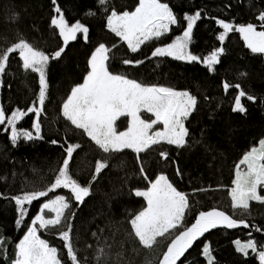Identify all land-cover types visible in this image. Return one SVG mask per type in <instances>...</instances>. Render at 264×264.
I'll return each instance as SVG.
<instances>
[{
    "label": "trees",
    "instance_id": "1",
    "mask_svg": "<svg viewBox=\"0 0 264 264\" xmlns=\"http://www.w3.org/2000/svg\"><path fill=\"white\" fill-rule=\"evenodd\" d=\"M58 1L66 12L65 19L69 25L79 21L88 28L87 39L83 33H78L77 38L69 40L66 46L59 42L58 31L51 25V18L55 15L52 0H0V4L9 6L25 24L43 26V32L32 39L40 43L37 49L50 56L61 47L65 49L60 58L50 59L46 68L48 89L44 112L40 117L43 138L31 141L21 138L13 145L9 130L0 125V239L3 241V247L0 248V264H12L24 225L32 220L42 201L47 198L41 197L31 204L24 205L27 213L20 226H17L19 214L11 197L22 195L25 191L44 190L48 187L54 181L55 171L66 156L67 143L80 145L70 161L69 174L72 177V174H76L79 179L73 178L83 186L91 180L95 162L106 156L83 134L70 131L58 110L60 97L72 82H80L84 78L91 51L101 43L112 47L108 66L116 74L126 75L144 84L152 81L155 84L186 88L192 93L197 88L205 89L208 95L214 97V100L209 101V108L196 114V119L202 121L200 125L197 123L201 129L196 128L197 133L201 132L200 137L195 138L192 135L183 147L174 145V158L182 170L180 175L168 166L171 157L169 154L172 152L162 145L158 149L155 146L150 151L151 157L156 160L151 170L146 173L151 176L157 171L166 172L178 191L188 193L192 199L193 209L187 212L183 227H190L200 212L215 208L237 220L243 219L249 225L248 228H242L245 231L249 229L259 233L256 227L263 222L252 220L253 217L249 213L241 215L239 210L234 212L231 208L229 189L232 187L233 165L241 159L245 150L256 146L264 136V81L254 80L255 77L251 79L252 72L249 70H254V73L260 76L264 75V60L252 53L243 43L241 51L238 49L236 52L232 47L229 53L221 54L219 62L213 66L211 72L200 61L177 60L171 56L152 57L151 52L156 47L172 42L179 30L177 27L159 39L146 42L136 53H132L126 43L108 31L105 17L108 8L121 7L124 2H128V10H131L135 0H116L115 5H106V8L97 0ZM168 1L172 2V10L177 14L180 25L186 26L183 17L185 14H191L185 11L183 0L179 3H175V0ZM213 1L192 0L189 6H198L203 13H207L213 8ZM250 1L255 7L260 4L262 7L264 2ZM161 2L167 3V0ZM216 4L230 9V14L235 17H242L244 20L251 18L250 6H246L242 0H217ZM81 15L84 17L80 21ZM215 30L214 22L204 18L202 14L193 27L189 52L202 60L215 50ZM29 31L35 32L36 29L30 28ZM19 38L25 40L23 35ZM228 43L226 42V50ZM125 59L143 62L126 65L122 62ZM0 81V103L6 114H11L16 109L26 110L36 100L39 90L38 75L25 71L16 54H10L6 70L0 74ZM225 82L231 85L227 92L223 87ZM241 84L250 85L253 89L250 94L255 98L252 103H248L245 113L233 110L228 113L225 110V115L218 120L206 112L213 106L216 111L221 105V99H228L232 88ZM230 113L231 120L227 118ZM34 118V113L28 114L17 123V128L31 131ZM161 151L168 153L167 159L160 157ZM133 164L131 155L126 151L107 156L108 166L91 184V194L79 206L75 205L72 242L77 254L84 256L91 264H97L94 257L99 247H103L107 253L106 262L145 264L154 253L152 264H157L162 258V253L166 251L167 244L179 231L174 232L164 246L154 250L143 249L130 234L129 220L143 205L140 204L132 212L126 210L128 199L124 194L128 193L126 188L131 177L135 175ZM241 227L226 228L227 231L222 230L225 228L222 226L210 229L193 242L192 247L177 264H185L189 260L206 264L201 250L206 243L212 246L214 264H255L257 254L252 255L250 259H242L233 251L231 239L238 235L237 229ZM225 231L228 233L225 234ZM41 236L45 237L44 233ZM106 262L101 261L100 264Z\"/></svg>",
    "mask_w": 264,
    "mask_h": 264
},
{
    "label": "snow or ice",
    "instance_id": "2",
    "mask_svg": "<svg viewBox=\"0 0 264 264\" xmlns=\"http://www.w3.org/2000/svg\"><path fill=\"white\" fill-rule=\"evenodd\" d=\"M107 2L108 0H98L101 6L106 5ZM52 3L56 5V0H52ZM54 11L58 15L52 16L51 25L59 30L65 46L69 40H75L78 33H83L87 39L88 28L85 25L79 21L69 25L58 6ZM106 19L108 30L126 43L132 53H136L146 42L166 35L170 31V26L178 24L177 16L169 5L161 0H139L133 11L117 12L113 8ZM183 19L186 21V27L182 35L176 36L171 43L165 46L156 47L151 52V56H171L174 59L189 62L200 61L210 72L213 71V66L219 62L224 49L216 48L202 60L191 54L188 47L192 40L193 27L201 19V12L197 11L193 15L185 14ZM257 19L264 22V11L259 13ZM216 23L223 29L217 37L221 43L229 32L235 31L240 33L245 45L252 53L264 54V30L257 31L251 23L246 26L234 25L221 19H216ZM260 27L264 28V23ZM64 50V47H61L50 56L23 38H19L0 51V74L5 72L10 54L18 53L23 69L39 75L36 100L26 110L16 109L11 114H6L5 110L0 107V125L10 128V140L13 145L21 138L27 141L43 138L40 117L44 112L43 106L48 89L46 68L49 60L60 58ZM110 52L111 49L102 43L96 47L88 60L89 70L83 82L72 87L70 94L63 101L61 112L66 121L75 129L81 130L83 135L107 155L95 162L91 180L86 186H82L69 174L70 161L80 145L66 142V156L63 157L58 170L55 171L54 182H51L44 190L25 191L22 195L11 197L15 201L19 214L16 224L20 226L27 213L24 205L31 204L38 198L47 197L56 189L63 188L70 192L69 197L57 195L54 199H48L41 204L38 214L31 220L25 235L16 245L13 264H64L58 249L50 246L37 234L38 230L50 229L58 230V238L63 241V249L66 250L70 264H82L70 235L71 221L75 214L71 212L72 205L69 201L74 199L79 206L91 194V184L108 166L107 156L130 149L136 153L139 162L140 153L162 142L177 147H183L187 143L188 130L184 122L194 111L196 98L187 91H177L162 86H146L129 79L126 75L112 73L107 64ZM122 62L127 65L139 64L143 61L125 59ZM223 87L227 91L231 85L225 82ZM245 96L246 93L240 90L234 97L233 111H245L241 102L242 97ZM247 99L254 100L255 98L248 95ZM144 112L150 113L154 119L142 118ZM30 113L35 114L32 130L18 129L17 123ZM121 117L128 118L127 129L117 131L116 124ZM159 124H162L163 128L154 130V125ZM52 143H57V141H52ZM159 155L162 159L168 157L166 151H161ZM242 166L245 167L242 169ZM140 173L144 174L143 167ZM177 174L180 175L179 170ZM144 178L148 179L147 176ZM232 185L233 187L229 189V196L234 212L237 210L241 214L247 212L250 201L264 203V196L258 193V188H264V139L259 141L258 147H253L247 152L236 165ZM134 195L143 197L146 202V206L129 220L130 234L143 249L153 250L162 238L179 230L167 244L166 251L162 253V258L157 261V264H177V261L192 247L193 242L210 229L221 226L229 229L249 227L243 219L237 220L215 208L211 211L200 212L190 227H183L184 218L190 207L188 197L185 193L178 191L163 174L156 176L154 181H150V186L146 190H134ZM65 227L66 230H64ZM256 230L260 231V229ZM234 243L238 252L247 254L251 249L252 252L257 253L260 264H264V248L258 250L254 240L249 239L247 242L237 240ZM2 247L3 241L0 239V248ZM203 255L207 259V264H214V258L207 243L203 247ZM107 258L104 248H97L94 257L97 264L101 261L106 262ZM146 264H152L151 260H147Z\"/></svg>",
    "mask_w": 264,
    "mask_h": 264
},
{
    "label": "rangeland",
    "instance_id": "3",
    "mask_svg": "<svg viewBox=\"0 0 264 264\" xmlns=\"http://www.w3.org/2000/svg\"><path fill=\"white\" fill-rule=\"evenodd\" d=\"M98 1V0H97ZM109 1H111V0H108V2ZM181 0H175V3H179ZM216 1L217 0H214L213 1V8H212V10L211 11H209V12H207V13H203L202 11H201V9L197 6V7H193V8H190V3L192 2V0H183V4H184V6H185V11L186 12H188L189 14H191V15H193V14H195V12H197V11H200L201 12V16H202V14H203V17L204 18H206V19H208V20H211V21H213L214 22V25L216 26V30H215V35H214V42H215V45H216V48H219V47H222L223 49H224V51H223V53L222 54H225L226 52L227 53H229L230 51H231V48L232 47H234L235 48V50L234 51H236V50H238L239 49V51H241V43H243L244 45H245V42L243 41V39L241 38V35H240V33H238V32H235V31H231V32H229V34L226 36V38H225V40L223 41V43H221L218 39H217V37L219 36V34H220V32H222L223 31V29L216 23V19H221V20H224L225 22H228V23H232V24H234V25H247V24H249V23H251V24H253L255 27H256V29H257V31H261V30H264V28H261L260 27V25L262 24V23H264V22H261L260 20H258L257 19V17H258V15H259V13L260 12H262V11H264V8H263V6H264V2H263V5H262V7H261V4L260 5H258L257 7H255V6H252L251 5V1L250 0H242V2L243 3H246V6H250V11L252 12V14H251V18H250V20H244L242 17H235L234 15H232V14H230V9H228V8H225V7H223V6H218L217 4H216ZM246 1V2H245ZM107 2V4L106 5H115L116 4V2H114V1H111L110 3H108ZM130 2H131V0H130ZM164 3V2H163ZM137 0H135L134 1V3H133V5H132V7H131V10H128L129 9V4H128V2H124V3H122L121 4V7H118V8H114L117 12H123V11H125V10H128V11H133L134 9H135V7L137 6ZM167 4L169 5V7L172 9V2L171 1H168L167 0ZM106 5H104L105 6V8L107 7ZM232 5H234V4H232ZM244 5V4H243ZM59 7L60 9H61V11H62V13L64 14V17H65V15H66V12H65V10L62 8V6L60 5V3H59V1L58 0H56V5H54V9H55V7ZM111 10L112 9H110V8H108L107 9V11H108V13H107V15H106V17H105V22H106V28H107V16L110 14V12H111ZM173 11V10H172ZM174 12V11H173ZM175 13V12H174ZM55 15H58L56 12L54 13ZM83 17H84V15H81V16H79V19H80V21L81 20H83ZM179 28V30H178V32L175 34V36H174V39H175V37L176 36H178V35H182V33H183V29L186 27V26H181L180 25V23H179V19H178V24L175 26V25H173V26H170V31L168 32V33H170L171 32V30H172V28ZM30 28H34V29H36V31L35 32H31V31H29V29ZM108 29V28H107ZM57 31H58V35H59V30L57 29ZM109 31V30H108ZM43 32V26H41V25H33V24H30V25H27V24H25L24 23V20H22V19H19V16L18 15H16V14H14L13 13V11L11 10V8L9 7V6H7V5H2V4H0V51H2L4 48H6L7 46H9L11 43H13V42H16L17 41V39H18V37L19 36H21V35H23L24 37H25V41H27V42H29V43H31V44H33V46L34 47H37V46H39V42H38V40L35 42V41H33L32 39L33 38H36L38 35H40L41 33ZM110 32V31H109ZM111 34H113L115 37H117L114 33H112V32H110ZM167 33V34H168ZM230 35H232L231 37H229ZM117 38H119V37H117ZM233 39H234V42H233ZM120 40V39H119ZM59 42L60 43H64L63 42V39H62V37L59 35ZM226 42L228 43V50H226ZM237 43V44H236ZM246 46V45H245ZM108 47V46H107ZM247 47V46H246ZM108 48H110V47H108ZM96 49V48H95ZM94 49V50H95ZM93 50V51H94ZM112 51V50H111ZM233 51V52H234ZM237 52V51H236ZM93 53V52H92ZM16 55H17V57L19 58V55H18V53H15ZM110 54V53H109ZM257 56H259V58L261 59V60H264V54H259V53H255ZM20 59V58H19ZM107 64H108V61H107ZM108 68H109V66H108ZM89 70V69H88ZM250 70V72H252V74L250 75V78L251 79H253L252 77H255V79L254 80H258V81H260V80H263L264 81V75H259V74H256V73H254V70H252V69H249ZM109 71H111L110 70V68H109ZM112 72V71H111ZM37 75H38V73H37ZM260 77V78H259ZM38 78H39V75H38ZM260 79V80H259ZM0 83H1V81H0ZM149 85H155V83L154 82H152V81H150L149 82ZM74 86H76V85H74V84H70L68 87H67V89H66V92H65V94H63L61 97H60V101L58 102V110H59V115H60V117H61V119L67 124V126H68V128H69V130L70 131H73L74 133H80V134H83L82 133V131L81 130H77V129H75L68 121H66L64 118H63V116L61 115V112H62V104H63V101L64 100H66V98H67V96L70 94V92H71V89H72V87H74ZM167 87H170V88H172V89H174V90H188V89H186V88H180V87H176V86H168V85H166ZM262 88H264V87H262ZM243 90L245 93H246V96L244 97V100H242V104H243V106H244V108H245V111H246V109H247V105H248V103H252L253 102V100H248L247 99V96L249 95V93L248 92H251V90H253L251 87H250V85L248 86H244L243 84H241L240 85V87L239 88H237V87H234V95L233 96H230L229 95V97H228V99H224V100H222L221 99V105H220V107L215 111V107L213 106L210 110H208V111H206L211 117H213V118H216V119H218V120H220L219 118L220 117H223L224 115H225V109H227V106H229L230 107V109H231V105H230V103L231 104H235V100H234V97L237 95V91L238 90ZM261 94H262V92H261ZM0 107H1V103H0ZM245 111L244 112H240L241 114H243V113H245ZM216 112V113H215ZM229 120H231L232 119V116H231V113L228 115V117H227ZM192 119V116H190L188 119H187V121H186V126L188 127V137H187V139H186V141L188 140V139H190V137L192 136V135H194V136H197L198 135V133H200V132H198L197 133V131H196V127H191L190 126V120ZM127 123H128V118L127 117H121L119 120H118V122H117V124H116V127H117V131H124V130H126L127 129ZM197 123L200 125L201 123H202V121L201 120H198L197 121ZM159 125H162V124H159ZM163 126V125H162ZM4 128L6 129V130H9V134H11V130H10V128H8L6 125H4ZM197 129H200V128H197ZM85 136V135H84ZM86 138H88L87 136H85ZM89 140V139H88ZM90 141V140H89ZM91 142V141H90ZM92 143V142H91ZM93 144V146L95 147V148H97L96 147V145L94 144V143H92ZM160 145H162L166 150H169V152L171 153L172 152V154H169V156L171 155V157H170V161H169V168H171L173 171L175 170L176 172H177V170H179V172L181 173L182 172V170L180 169V167H179V164L177 163V161H176V159L174 158V145H169V144H167V143H164V142H162L161 144H159V145H155V146H157V149L159 148V146ZM155 146H153L151 149H149V150H147V151H145V152H142V153H140L139 154V162L137 161V156H136V153H134L132 150H130V149H125V150H123V151H126V152H128L130 155H131V157H132V159H133V161H134V173L133 174H135L133 177H131V179H130V181H129V183H128V186H127V188H126V190L128 191V193H125L124 194V196L128 199V203H127V205H128V208L126 209V210H129V211H133L134 209H136L140 204H143L141 207H140V209L137 211V212H139L143 207H145L146 206V202L144 201V199H143V197H137V196H135L134 195V190H146V188L147 187H149L150 186V181H154L155 180V178H156V176H158V175H161V174H163V175H165V176H167L168 177V175L166 174V172H164V171H157V172H154L151 176L150 175H148V173H146V172H149L150 170H151V167H152V165H153V163H154V161L156 160V158H152L151 157V154H150V151L155 147ZM259 146V143L256 145V146H253V147H258ZM252 147V148H253ZM251 148V149H252ZM98 149V148H97ZM251 149H249V150H245L244 152H243V154L245 155L247 152H249ZM100 151V150H99ZM123 151H121V152H123ZM1 152V151H0ZM101 152V151H100ZM101 153H103V152H101ZM116 153H120V152H115V154ZM104 154V153H103ZM112 154H114V153H112ZM104 155H107V154H104ZM243 155V156H244ZM243 158V157H242ZM241 158V159H242ZM239 163V160L233 165V179L235 178V171H236V165ZM141 167H143V169H144V174L143 175H141V173H140V169H141ZM245 166H242V169L244 168ZM69 171L71 172V170H70V165H69ZM73 175V177L74 178H76V179H79V177L76 175V174H72ZM144 176H147L148 177V179H145L144 178ZM169 179V178H168ZM78 181V180H77ZM54 182V181H53ZM169 182H171L172 184H173V186L177 189V186L169 179ZM79 183V182H78ZM82 185V184H81ZM83 186V185H82ZM232 187H233V185H232ZM178 190V189H177ZM183 193H185V192H183ZM258 193L260 194V195H262V196H264V188H258ZM186 195H187V197H188V200H189V205H190V207H189V209H188V211L189 210H192L193 209V205H192V199H191V197L189 196V194L188 193H185ZM57 195H62V196H65V197H69L70 196V192H69V190H67V189H63V188H61V189H56L54 192H51V193H49L48 194V196H47V198L44 200V201H42V203L41 204H43V203H45L48 199H54L55 198V196H57ZM70 202V204L72 205V207H71V212L72 213H74L75 215L72 217V228H73V224L75 223V221H74V217L76 216V211H75V209H76V206H77V202L74 200V199H72V200H70L69 201ZM251 202H255V201H250L249 203H251ZM41 204H40V206H41ZM76 205V206H75ZM40 206H39V208H40ZM187 211V212H188ZM38 212H39V209H38V211H37V213L35 214V216L38 214ZM136 212V213H137ZM246 213H249L250 215H251V217H253V219L252 220H257L258 221V223H260V222H263V224L262 225H260V226H257L256 227V229H260V231H257V232H259V233H257V236H264V203H262V205H261V207L259 208L258 206H254L253 208H252V206H251V204H250V207H249V209H248V211L247 212H244L243 214H241V215H244V214H246ZM50 215V214H49ZM34 216V217H35ZM33 217V218H34ZM186 217V216H185ZM32 218V219H33ZM184 222H185V218H184V221H183V226H184ZM30 223H31V221L30 222H28L27 224H25L24 225V227H23V229H22V234H21V236H20V238H19V240L17 241V244L19 243V241L23 238V236L25 235V233H26V231H27V226L28 225H30ZM66 221H65V226H66ZM242 228H244V227H241V228H239V229H237V236H236V240H234V241H237V240H239V241H241V242H247L249 239H252V240H254L255 242H256V244H261L262 246H263V248H264V240H260L259 242H258V239L260 238V237H257V236H254L253 235V233L248 229L247 231H245L244 229H242ZM64 230H66V227H65V229ZM222 230H226L227 231V229L226 228H224V229H222ZM225 231V234L226 233H228V232H226ZM57 232H58V230L57 229H50V230H47V231H45V230H38V232H37V234L41 237V239H44L46 242H48L49 243V245L50 246H53V247H56L57 249H58V252H59V255H60V257L62 258V260L64 261V264H70V262L67 260V256H66V250H64L63 249V241L61 240V239H59L58 238V235H57ZM42 233H44V235H45V237H42L41 236V234ZM174 234V233H173ZM70 235H71V238L73 237L72 236V233H70ZM172 235H170V236H166L165 238H162L161 240H160V242L156 245L157 247H162V246H164V243L171 237ZM232 241V240H231ZM137 243L139 244V242L137 241ZM16 244V245H17ZM208 245H209V247H210V251H211V254L213 253V249H212V246L210 245V243H207ZM232 247L234 248V251L236 252V253H238V254H244V253H241V252H238L237 250H236V245H235V243L233 242L232 244ZM203 247L204 246H202V248H201V250H202V253H203ZM259 250V249H258ZM151 258H150V260H151V262H152V260L154 259V257H155V255H154V253H152L151 255ZM204 256V255H203ZM213 256V255H212ZM258 256V255H257ZM205 257V256H204ZM78 259L82 262V264H91L89 261H88V259H86L84 256H81V255H79L78 254ZM14 260H15V258H14ZM14 260L12 261V264H13V262H14ZM205 262H206V264H207V259L205 258ZM106 264H117V262H113V261H110V262H106ZM120 264V263H119ZM146 264V263H145ZM185 264H198L195 260L194 261H191V260H189V261H187ZM255 264H260V261H259V259H257L256 261H255Z\"/></svg>",
    "mask_w": 264,
    "mask_h": 264
},
{
    "label": "crops",
    "instance_id": "4",
    "mask_svg": "<svg viewBox=\"0 0 264 264\" xmlns=\"http://www.w3.org/2000/svg\"><path fill=\"white\" fill-rule=\"evenodd\" d=\"M176 26V25H175ZM99 46V45H98ZM98 46H96V47H98ZM95 47V48H96ZM94 48V49H95ZM92 55V54H91ZM91 55H90V57H91ZM90 59V58H89ZM88 71V70H87ZM86 74H87V72H86ZM85 74V75H86ZM85 75H84V77H85ZM84 79V78H83ZM83 79H82V81L80 82V83H82L83 82ZM130 79V78H129ZM138 82V81H137ZM80 83H78V84H80ZM78 84H76V85H78ZM142 84V83H141ZM143 85H146V86H162V87H167V86H165V85H160V84H155V85H149V84H143ZM177 91H187V92H189L192 96H194L195 98H196V101H197V103H196V105H195V109H194V111L189 115V117L190 116H193L192 117V119L190 120V126L191 127H196V128H200L198 125H197V122L196 121H198L197 119H196V114H198L197 112L198 111H203L205 108H209V101L210 100H214V97L213 96H210V95H208V93H207V91L205 90V89H200V88H197V89H195V92L194 93H192V92H190L189 90H177ZM239 91H240V89L237 91V94L239 93ZM227 92V91H226ZM225 92V93H226ZM225 93L223 94V95H225ZM249 93V95H251L250 94V92H248ZM234 95V88H232V93L230 94V96H233ZM242 100H244V97H242ZM254 101V100H253ZM242 102V101H241ZM230 105H231V109H230V107L229 106H227V108H229L230 110H231V112H232V110H233V108L235 107V104H231L230 103ZM226 110V109H225ZM202 113V112H201ZM188 117V118H189ZM142 118H144V119H146V120H150V119H154V117L150 114V113H147V112H144V113H142ZM187 118V119H188ZM186 121L187 120H185V127L187 128V130H188V127L186 126ZM118 122V121H117ZM163 128V126L162 125H154V130H161ZM201 129V128H200ZM200 135H201V132L199 133V135H197V136H195V138H199L200 137ZM188 137V136H187ZM187 137H186V139H187ZM260 139H264V136H262Z\"/></svg>",
    "mask_w": 264,
    "mask_h": 264
},
{
    "label": "water",
    "instance_id": "5",
    "mask_svg": "<svg viewBox=\"0 0 264 264\" xmlns=\"http://www.w3.org/2000/svg\"><path fill=\"white\" fill-rule=\"evenodd\" d=\"M72 83H79L78 81H74V82H72ZM251 204V206H252V208L254 207V206H258L259 208L261 207V205H262V203H256V202H251L250 203ZM236 239V236L234 237V238H232L231 240V244L234 242V240ZM233 248V247H232ZM257 248L259 249V250H261L262 248H263V246L261 245V244H258L257 245ZM233 251H234V248H233ZM235 252V251H234ZM236 253V252H235ZM236 254H238V253H236ZM255 254H257V253H254V252H252L251 251V249H249L248 250V252H247V254H238L242 259H250L251 258V256L252 255H255ZM213 255V254H212ZM213 258H214V256H213ZM214 262H215V259H214ZM206 263V262H205Z\"/></svg>",
    "mask_w": 264,
    "mask_h": 264
},
{
    "label": "bare ground",
    "instance_id": "6",
    "mask_svg": "<svg viewBox=\"0 0 264 264\" xmlns=\"http://www.w3.org/2000/svg\"><path fill=\"white\" fill-rule=\"evenodd\" d=\"M111 1H114V2H116V0H111ZM111 1H109L108 3H110ZM139 2V0H137V3ZM263 8H264V6H263ZM227 111H228V113L230 112V109L229 108H227L226 109ZM261 240V238H259L258 239V242Z\"/></svg>",
    "mask_w": 264,
    "mask_h": 264
},
{
    "label": "flooded vegetation",
    "instance_id": "7",
    "mask_svg": "<svg viewBox=\"0 0 264 264\" xmlns=\"http://www.w3.org/2000/svg\"><path fill=\"white\" fill-rule=\"evenodd\" d=\"M95 47H96V46H95ZM95 47H94V48H95ZM94 48H93V50H94ZM93 50H92V51H93ZM92 51H91V52H92Z\"/></svg>",
    "mask_w": 264,
    "mask_h": 264
}]
</instances>
